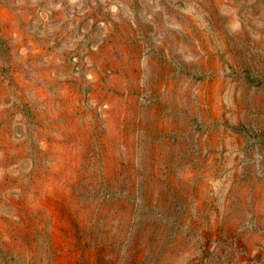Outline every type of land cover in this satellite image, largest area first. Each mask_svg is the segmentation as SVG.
<instances>
[{
	"label": "rangeland",
	"instance_id": "rangeland-1",
	"mask_svg": "<svg viewBox=\"0 0 264 264\" xmlns=\"http://www.w3.org/2000/svg\"><path fill=\"white\" fill-rule=\"evenodd\" d=\"M0 264H264V0H0Z\"/></svg>",
	"mask_w": 264,
	"mask_h": 264
}]
</instances>
